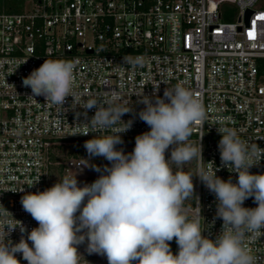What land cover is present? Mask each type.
Here are the masks:
<instances>
[{"label": "built area", "instance_id": "obj_1", "mask_svg": "<svg viewBox=\"0 0 264 264\" xmlns=\"http://www.w3.org/2000/svg\"><path fill=\"white\" fill-rule=\"evenodd\" d=\"M226 5L237 9L235 20H224ZM44 60L75 62L74 91L84 100L107 101L118 92L134 110L121 118L134 120L121 134L125 139L150 131L135 115L144 107L140 93L162 97L176 85L192 91L207 113L203 124L193 125V140L199 147L203 136V166L218 168L224 180L235 183L238 174L221 166L220 118L247 145L264 150V0H0V222L16 219L29 232L38 227L20 201L48 188V154L57 139L111 134L77 117L84 110H73L72 97L64 107L29 97L22 78ZM94 113L89 110L88 118ZM81 164V158H68L67 176L80 172ZM199 166L196 160V172ZM250 172L264 173V157ZM243 206L257 205L249 198ZM199 211L203 234L214 239L223 221L216 218L214 194L196 177L194 219ZM21 235L17 228L9 238L18 243ZM244 246L254 264H264V236H246ZM17 259L27 264L22 254Z\"/></svg>", "mask_w": 264, "mask_h": 264}, {"label": "clouds", "instance_id": "obj_2", "mask_svg": "<svg viewBox=\"0 0 264 264\" xmlns=\"http://www.w3.org/2000/svg\"><path fill=\"white\" fill-rule=\"evenodd\" d=\"M75 67L73 61L44 60L22 78V84L31 89L29 97L36 101L35 97L42 96L46 104L64 107L72 97L73 110H84L77 112V117L83 115L86 125L111 133L84 143L88 157L82 158L87 163L80 167H90L100 175L83 186L76 178L78 173L65 175L44 191L23 195V210L38 227L29 232L16 219L15 223L0 222V264H20L17 254H22L27 264H79L82 255L78 246L86 241L88 254L105 256L108 264H254L244 240L246 236H264V173L253 174L250 169L259 164L264 150L257 144L247 145L235 130L225 126L226 118H220L221 127L216 129L221 136V166L237 173L238 178L233 183L231 177H218V168L206 169L203 136L199 147L189 138L193 125L203 124L207 113L192 91L176 85L165 88L162 97L155 91L152 96L143 92L137 96L144 107L135 115L150 131L137 135L133 151L126 154L116 146L124 143L121 134L134 123L133 119H121L134 112L133 108L116 91H111L107 101L82 99L74 91ZM92 109L95 113L89 119ZM118 124L123 126L116 127ZM94 157H103L110 166L91 164ZM193 160L200 162L197 172H184L183 166ZM173 165L181 170L174 172ZM194 176L216 198V218L223 223L214 239L203 234L200 211L192 220L182 211L183 202L195 191ZM249 198L256 207L243 206ZM3 214L12 216L5 209ZM17 228L22 235L14 243L9 237ZM173 239L178 246L176 254L170 248Z\"/></svg>", "mask_w": 264, "mask_h": 264}, {"label": "trees", "instance_id": "obj_3", "mask_svg": "<svg viewBox=\"0 0 264 264\" xmlns=\"http://www.w3.org/2000/svg\"><path fill=\"white\" fill-rule=\"evenodd\" d=\"M221 0H212L213 4H216L220 2ZM12 10H16V8H12ZM93 137L89 138H78V139H57L55 143H53L49 149V156H48V175H47V186L48 188L52 187L56 182H58V179H62L65 176V167H64V160L66 158H85L88 156L86 149L84 148L85 141L91 139ZM194 136L191 134L189 140L190 142L195 145V141L193 140ZM124 143L121 145H117V149L123 148L127 143H135V138H122ZM66 143H73L72 146L68 147L67 145H63ZM166 158L170 157V150L166 152ZM106 159L103 157H94L92 158L91 164L97 165L100 167V162H105ZM110 166V165H109ZM101 168H103L101 166ZM196 160H193L191 163H188L183 166V171L186 173H196ZM92 169V168H91ZM93 170V169H92ZM181 169H178V171ZM193 183H194V193L187 198L183 202V206L185 208H194L195 206V196H196V177H193ZM188 219L192 220L194 219L193 216L190 213H184ZM170 248L173 252V254H176L178 252V246L175 242V239L173 241L169 242Z\"/></svg>", "mask_w": 264, "mask_h": 264}, {"label": "rangeland", "instance_id": "obj_4", "mask_svg": "<svg viewBox=\"0 0 264 264\" xmlns=\"http://www.w3.org/2000/svg\"><path fill=\"white\" fill-rule=\"evenodd\" d=\"M227 14L224 16V20L232 21L235 20L236 18V11L237 9L233 5H226L223 9ZM63 145H67L68 147L72 146L73 143H66ZM135 147V143H127L124 147L123 150L124 152L130 153L133 151ZM88 157V156H87ZM85 157V159H87ZM68 158H66L63 162H65ZM92 160L90 161V163ZM87 161H84V164H86ZM100 167L104 165H109V162L106 160L105 162H100ZM173 171H178V169L173 165ZM67 175V172L64 173ZM100 173L92 170L90 167H85L83 168L82 171L78 172L77 174V180L79 182L80 186H83L84 184H91L94 182L98 177ZM183 213H190L191 214V209L190 208H185L182 207ZM79 215V213H77ZM192 215V214H191ZM87 247V241L84 244H81L78 246V252L82 255L79 257V264H108L107 258L105 256H101L98 254H91L89 255L88 252L86 251Z\"/></svg>", "mask_w": 264, "mask_h": 264}, {"label": "water", "instance_id": "obj_5", "mask_svg": "<svg viewBox=\"0 0 264 264\" xmlns=\"http://www.w3.org/2000/svg\"><path fill=\"white\" fill-rule=\"evenodd\" d=\"M251 13H252V10H250V9H247V10L245 11L244 17H245V21H246V22H248Z\"/></svg>", "mask_w": 264, "mask_h": 264}]
</instances>
